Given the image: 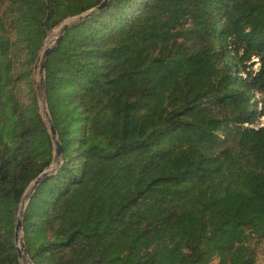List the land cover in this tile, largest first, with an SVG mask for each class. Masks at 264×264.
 <instances>
[{
	"label": "trees",
	"instance_id": "16d2710c",
	"mask_svg": "<svg viewBox=\"0 0 264 264\" xmlns=\"http://www.w3.org/2000/svg\"><path fill=\"white\" fill-rule=\"evenodd\" d=\"M104 2L0 0V264H22L48 171L33 264H258L264 0ZM69 20L46 59L52 170L35 67Z\"/></svg>",
	"mask_w": 264,
	"mask_h": 264
},
{
	"label": "water",
	"instance_id": "95a60500",
	"mask_svg": "<svg viewBox=\"0 0 264 264\" xmlns=\"http://www.w3.org/2000/svg\"><path fill=\"white\" fill-rule=\"evenodd\" d=\"M108 2V0H105L104 3H102L99 7L96 8V10H100L102 9L105 4ZM92 13L94 11H91ZM73 25V23H64L61 27H60V38H57L55 43L51 46H49L46 51H44L39 59L38 62L36 64L35 67V73L37 74V72H39L40 74V83L37 82V91H38V95H39V99H40V103H41V108H42V113L44 115V118L46 120V122L49 125V131L52 137V141L54 143L55 146V155H54V161H53V167L52 170H56L62 161V157H63V148L60 142V138L58 136V132L56 130L55 124L50 116V113L48 111V107H47V86H46V78H45V70H46V59H47V55L48 52L54 48L55 44H59L61 37L63 36L64 32L70 28ZM50 173V171L42 174L34 183H32V185L29 187V189L27 190L26 194L24 195L23 199H22V204H21V208H20V213H19V217H18V222H17V226H16V243H17V247H18V255L20 260L25 264V263H29V264H33L27 248H26V244L24 241V233H23V217H24V212L26 210V206L29 202V200L31 199V196L33 194V192L36 190L37 186L39 185V183Z\"/></svg>",
	"mask_w": 264,
	"mask_h": 264
},
{
	"label": "rangeland",
	"instance_id": "374dc122",
	"mask_svg": "<svg viewBox=\"0 0 264 264\" xmlns=\"http://www.w3.org/2000/svg\"><path fill=\"white\" fill-rule=\"evenodd\" d=\"M73 21H74V20H69V21H67V23H71V22H73ZM65 23H66V22H65ZM59 33H60V28L55 29V30H53L52 32H50V34H49V36H48V38H47V40H46V42H45V44H44V49H47L49 46H51V45H53V44L55 43L56 39H57L58 36H59ZM256 61H257V60H256ZM40 79H41L40 74H39V72H37V74H36V81H37L38 83H40ZM258 126H259V127L264 126V117L261 119V121H260V123L258 124ZM22 264H24V263L22 262ZM25 264H29V263H25ZM258 264H264V254L261 255Z\"/></svg>",
	"mask_w": 264,
	"mask_h": 264
}]
</instances>
